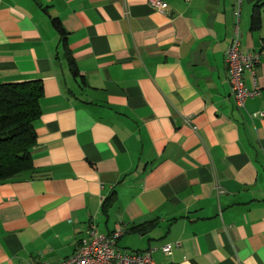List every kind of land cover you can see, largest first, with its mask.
Returning a JSON list of instances; mask_svg holds the SVG:
<instances>
[{"label":"crops","instance_id":"0c3cea01","mask_svg":"<svg viewBox=\"0 0 264 264\" xmlns=\"http://www.w3.org/2000/svg\"><path fill=\"white\" fill-rule=\"evenodd\" d=\"M161 1L0 0V84L44 85L33 168L0 182V264L62 262L91 222L155 264H264V0L240 9L260 55L241 109L235 0Z\"/></svg>","mask_w":264,"mask_h":264},{"label":"built area","instance_id":"2783aa9c","mask_svg":"<svg viewBox=\"0 0 264 264\" xmlns=\"http://www.w3.org/2000/svg\"><path fill=\"white\" fill-rule=\"evenodd\" d=\"M193 0H186L192 2ZM242 0H235L236 26L230 46L225 53L227 76L238 108H244L246 101L260 94L257 86L256 69L260 64V55L256 52H246L241 47L242 33L239 29V17ZM150 6L159 12H166L169 5L161 0H150ZM252 77L253 88L245 82V74ZM264 117V113L260 114ZM125 225L118 224L115 230L104 235L99 233L94 222L89 224L88 238L82 240L75 253L68 259L55 264H155L150 251L124 252L119 249L118 241L128 232ZM162 251L171 256L172 245H165ZM48 264V263H37Z\"/></svg>","mask_w":264,"mask_h":264},{"label":"trees","instance_id":"16d2710c","mask_svg":"<svg viewBox=\"0 0 264 264\" xmlns=\"http://www.w3.org/2000/svg\"><path fill=\"white\" fill-rule=\"evenodd\" d=\"M263 5H255L254 30L261 27ZM43 95L42 79L0 84V182L33 168L31 153L37 141L35 124L42 115L40 100ZM114 202L115 194H112L104 201L103 211L107 213Z\"/></svg>","mask_w":264,"mask_h":264}]
</instances>
